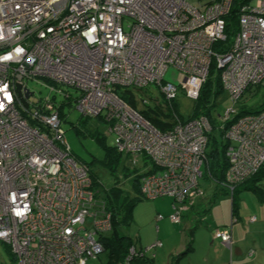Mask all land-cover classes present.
I'll return each mask as SVG.
<instances>
[{"label":"built area","instance_id":"built-area-1","mask_svg":"<svg viewBox=\"0 0 264 264\" xmlns=\"http://www.w3.org/2000/svg\"><path fill=\"white\" fill-rule=\"evenodd\" d=\"M230 8L231 0H198L197 6L189 0H0V57L12 54L0 60V88L7 85L0 91V241L17 264H87L103 252L102 238L111 227L86 166L71 154L56 94L73 98L85 117H103L113 147L133 165L140 156L150 161L143 164L140 193L172 198V222L203 196L200 179L212 127L204 115L183 119L174 109L177 93L196 100L212 60L234 104L264 82V0L239 6L231 43L215 52L213 45L227 39ZM17 48L24 51L17 54ZM169 69L180 74L179 81L167 79ZM38 78L52 94L32 101L26 82ZM150 83L169 111L167 130L121 97L123 89L136 94ZM17 84L23 95L28 91L26 108ZM135 100L139 107L147 103L145 97ZM237 113L230 107L218 119L231 122L223 128L229 142L224 186L230 192L264 164V110ZM233 222L213 231L229 249ZM157 246L160 241L145 250ZM133 253L131 248L125 263Z\"/></svg>","mask_w":264,"mask_h":264},{"label":"rangeland","instance_id":"rangeland-1","mask_svg":"<svg viewBox=\"0 0 264 264\" xmlns=\"http://www.w3.org/2000/svg\"><path fill=\"white\" fill-rule=\"evenodd\" d=\"M194 5H198V0H189ZM126 25V22H125ZM216 73L213 71L209 75L210 85H211V95L209 96V105L214 104L216 109V114H213L214 117L220 119L227 109L230 107H235L239 109L241 105L249 106H258L262 102L261 92L258 91L257 94L255 91H250L249 88L244 92L242 97L234 104L228 98L227 93L222 90L216 97L213 96L215 90L214 80ZM180 74L169 69L167 71V79L173 82L180 80ZM27 88L32 92L31 99L32 101L50 96L52 93L49 91V88L43 85L42 81L38 78L36 80H27ZM64 90L70 92V88L63 87ZM156 85L150 83L148 86L144 87L140 92L138 91L137 96L147 98V104L152 105L154 103L151 99L158 98L160 100L159 94L155 91ZM57 99H60V95L56 94ZM175 111L183 118L187 119L192 117L194 108L196 106V101L189 99L185 96L183 91L177 93V97L174 101ZM159 103V102H158ZM63 116H61V127L65 132V139L69 144L74 156L77 158V161L80 163H85L88 165L92 174H94L98 179L105 184V187H110L112 185L110 176L117 175L123 176L126 174L127 180L124 184L131 196H134L133 191H131V180L130 174H132L133 166L130 163V159L126 155L116 156V160L112 156L107 155L108 151L113 149L114 145V135L109 131V123H107L103 117L94 116V117H85L83 116L76 108L75 103L72 101L71 104H66L62 108ZM230 114V113H229ZM228 117H231V115ZM215 138L220 141L221 137L217 131H213ZM142 161L137 166V169L140 170ZM148 164V163H147ZM112 170V172H111ZM203 170V169H202ZM129 173V174H128ZM128 174V175H127ZM122 182V181H121ZM251 182L243 183L236 187L234 193V201L236 203V208H244L251 213H256V205H259L257 194L255 191L248 189L247 187ZM257 186L261 189H264V181H257ZM200 186L203 191V200L201 204H195L191 212H185L182 216V223L171 224L172 229L182 230L184 222L190 223V229L193 231H209L217 225H221V219L223 217V212L227 210L229 213V205L231 201V194L229 188L216 184L211 181L207 174L200 179ZM159 199H138L134 205L132 212V220L128 226L121 228V233L128 235L133 240L135 248L141 250L146 254L148 251H145L147 246H140L139 232L142 228V223L149 221L151 215L153 218L158 214L155 211V207L162 200ZM166 204V202H164ZM249 210V211H248ZM252 217H256L255 215ZM251 219V216H250ZM155 228V225H154ZM220 228V227H216ZM213 228V231L216 229ZM188 232V230L186 231ZM110 234L109 230L104 232L103 236H108ZM188 234V233H187ZM150 237V235H149ZM189 238V237H188ZM190 239V238H189ZM216 239V238H214ZM218 240V239H217ZM160 240H155L153 243ZM190 241V240H189ZM219 241V240H218ZM146 242V241H144ZM143 242V244H144ZM161 242V241H160ZM220 242V241H219ZM221 243V242H220ZM152 244V243H151ZM150 244V245H151ZM151 251H154L156 248L152 247ZM149 252V253H150ZM106 262V254L101 253L97 259L88 260L87 264H104ZM0 264H17L14 256L7 248V245L0 241Z\"/></svg>","mask_w":264,"mask_h":264},{"label":"trees","instance_id":"trees-1","mask_svg":"<svg viewBox=\"0 0 264 264\" xmlns=\"http://www.w3.org/2000/svg\"><path fill=\"white\" fill-rule=\"evenodd\" d=\"M251 0H231V8L229 10V13L224 17L226 21V28L225 33L227 36L226 41L224 42H217L213 45V50L215 52L224 51L227 49L228 45L231 43L233 35L235 34V31H237L238 26V10L239 6L245 3L250 2ZM215 71L216 76L214 80L215 90L213 92V96L216 97V95L224 90L222 87V84L220 82V72L217 68V65L214 60L211 61V66L209 69V75ZM209 75L204 82V84L201 87L200 93L196 101V106L193 111L192 117H197L199 115H204L209 119V122L211 124L212 130L208 133V141L206 145V159L207 163L205 167L203 168V176L207 174L208 178L215 182L216 184L225 185V172L228 168V162L227 158L225 156V151L228 146V140L224 138V129L227 128L230 125L229 122L221 123L217 117H214L213 114H216L215 105L211 104L209 105V96L211 95V85H210V79ZM253 88V89H252ZM252 89V90H250ZM250 91H255L257 94L258 91L261 92L262 102L258 106H249L246 107L245 105H241L239 109H237V116H243L245 114H255L259 113L262 110H264V82L261 84H257L255 86L249 87ZM141 90H139L140 92ZM155 91H157V86ZM225 91V90H224ZM121 97L133 108L137 109L143 116L149 119L150 123L155 126L156 128L160 130H167L171 124L169 121L164 120V117H169V111L164 112L163 107L161 106V103H164L163 98L160 96L159 101L158 98H155V100H158L157 104L152 103V105H148L147 103L145 106H138L137 100H135V96L138 94L133 92L131 89H123L121 92ZM244 94V93H243ZM55 96V95H54ZM61 96V95H60ZM56 97V96H55ZM242 97V96H241ZM143 98V97H141ZM57 99V97H56ZM154 99V98H153ZM151 99V100H153ZM73 98L67 97L63 100V96L60 97V99H57L59 101V111L60 116H63L62 108L66 104H71L73 101ZM74 102V101H73ZM176 106V103H173ZM175 109V108H174ZM222 126V129H221ZM224 128V129H223ZM213 131H217L221 137V140L218 141L215 136L213 135ZM72 156L77 160V158L74 156L72 150H71ZM107 155L116 160V156H122L124 154L118 152L114 147L111 151H108ZM128 158V157H127ZM137 163L133 165V163L130 161V163L133 166L132 174H130V180H131V191H133L134 196H131L130 192L125 189L124 186L126 180L128 177H126V174H123V176H117V175H111L110 179L112 182V185L110 187H105V184L102 183L98 177H96L94 174L91 173L88 165L85 163H81L86 166L88 175L91 179V188L94 190H97V197H101L106 206V210L110 214V220H111V227L109 229L110 234L108 236H103L102 238V244H103V252L106 254V262L104 264H154L153 263V257H147L146 254L143 252V249L141 247V250H138L135 248V245L133 244V240L130 236L124 235L121 233V228H124L129 225V223L132 220V212L134 205L138 199H142L143 196L140 193V179L141 176L144 174L143 164L144 165H150V161L144 157L140 156L137 159ZM142 161V165L140 167V170L137 169L138 164ZM148 163V164H147ZM152 169H153V165ZM149 166V167H151ZM150 169V168H149ZM150 169V170H152ZM112 172V170H111ZM129 174V173H128ZM127 174V175H128ZM264 176V164L258 169V171L252 175L251 177L247 178L240 184L236 185L233 189L231 194V215L230 219L233 218L236 220L237 215V208L236 203L234 201V193L237 186L246 183L251 182V184L247 187L248 189H251L255 191L257 194L258 199H264V192H262V189L257 186L256 182L261 181V177ZM122 181V182H121ZM201 187V186H200ZM230 191V190H229ZM202 197V196H201ZM198 197V198H201ZM165 198V197H162ZM170 198V197H169ZM195 199L196 200L198 199ZM145 199V198H143ZM159 199V198H157ZM172 199V198H171ZM173 202V200H172ZM194 202V204H195ZM193 204V205H194ZM193 205L188 206L185 210L188 208L193 207ZM184 211L181 213V216L184 214ZM162 218L161 215H157V219L159 217ZM169 218V215H168ZM170 220V218H169ZM171 221V220H170ZM181 221V218H180ZM172 222V221H171ZM174 223V222H173ZM179 223V222H178ZM7 248L10 251V248L7 246ZM133 248L134 253L132 254V258L128 263H125L126 257L129 254V250ZM146 251V250H145ZM149 251V250H147ZM11 252V251H10Z\"/></svg>","mask_w":264,"mask_h":264},{"label":"crops","instance_id":"crops-1","mask_svg":"<svg viewBox=\"0 0 264 264\" xmlns=\"http://www.w3.org/2000/svg\"><path fill=\"white\" fill-rule=\"evenodd\" d=\"M261 181H264V176L261 177ZM160 200L162 201L157 204L155 211L162 218L157 219V215L153 218L151 215L149 221L141 224L142 228L138 233L140 246L150 245L155 240L161 241V246L146 253L147 257H153L154 264H264V199H258L259 205H256L254 210L256 213L249 214L244 208L237 207V218L231 227L230 249L213 238L212 230L229 225L232 201H230L229 213L227 214V210L223 212L221 225L209 231H193L190 229V223L184 222L180 231L172 229L171 224L174 223L168 218L173 211L172 199L165 197ZM202 200L198 198L195 204H201ZM194 206L184 213L191 212ZM254 215L255 220H250V216ZM180 223L182 219L178 224Z\"/></svg>","mask_w":264,"mask_h":264},{"label":"clouds","instance_id":"clouds-1","mask_svg":"<svg viewBox=\"0 0 264 264\" xmlns=\"http://www.w3.org/2000/svg\"><path fill=\"white\" fill-rule=\"evenodd\" d=\"M3 37H2V35H0V39H2ZM24 50L22 49V48H17V49H15V52L17 53V54H19V53H22ZM10 59H12V54H8L7 56H4V57H0V60H10ZM7 88V85H4L3 86V88H0V91H4V89H6ZM5 98L7 99V101H8V103H11L12 102V95H11V93H7V92H5ZM4 108H5V105H4V103L3 102H0V111H3L4 110ZM17 214H19V213H17ZM236 221V220H235ZM233 224V223H232ZM231 227H232V225H231ZM155 248V247H154ZM150 250V249H149Z\"/></svg>","mask_w":264,"mask_h":264},{"label":"water","instance_id":"water-1","mask_svg":"<svg viewBox=\"0 0 264 264\" xmlns=\"http://www.w3.org/2000/svg\"><path fill=\"white\" fill-rule=\"evenodd\" d=\"M16 92H17V96H18L20 102L26 108L27 107L26 98L28 97V91L26 90V92L23 95L22 94V90H21V85L20 84H17L16 85Z\"/></svg>","mask_w":264,"mask_h":264}]
</instances>
